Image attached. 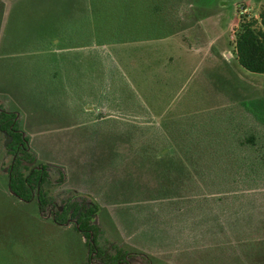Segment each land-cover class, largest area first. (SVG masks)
<instances>
[{
	"label": "rangeland",
	"instance_id": "374dc122",
	"mask_svg": "<svg viewBox=\"0 0 264 264\" xmlns=\"http://www.w3.org/2000/svg\"><path fill=\"white\" fill-rule=\"evenodd\" d=\"M166 1L0 0V107L50 163L49 193L99 202L104 250L232 264L264 242V74L234 48L264 0ZM41 218L0 186V264H87L85 238Z\"/></svg>",
	"mask_w": 264,
	"mask_h": 264
},
{
	"label": "trees",
	"instance_id": "16d2710c",
	"mask_svg": "<svg viewBox=\"0 0 264 264\" xmlns=\"http://www.w3.org/2000/svg\"><path fill=\"white\" fill-rule=\"evenodd\" d=\"M146 1L142 0V5H146ZM165 3L168 4L166 0L163 4ZM260 18V21H257L244 17L239 22L234 48L239 64L244 69L264 74V13H261ZM165 19L168 21V17ZM169 19L174 22L177 19L176 14L171 13ZM21 124L18 111L0 109V133L7 136V151L12 156L6 182L12 197L19 203L36 204L39 215L50 219L57 226H73L86 240L87 264H137L132 262V259L138 258L146 264H151L146 255L118 247L107 251L97 243L98 228L94 220L100 211L98 201L77 192H69L71 194L60 202L45 189L50 180V164L37 163L31 140L21 129ZM194 151L196 148L193 151L188 148L184 154L192 156ZM162 155L164 154L160 157ZM60 176L64 181V174L61 173ZM252 240L238 244L239 251L232 257V264H264V242L255 250ZM224 261L226 264V260Z\"/></svg>",
	"mask_w": 264,
	"mask_h": 264
},
{
	"label": "crops",
	"instance_id": "0c3cea01",
	"mask_svg": "<svg viewBox=\"0 0 264 264\" xmlns=\"http://www.w3.org/2000/svg\"><path fill=\"white\" fill-rule=\"evenodd\" d=\"M169 1V0H168ZM176 0H171V2H175ZM180 16V15H179ZM178 16V17H179ZM178 20V19H177ZM0 109H6V110H11V111H16V110H14V109H12V108H9V107H0ZM38 157V156H37ZM59 163V162H58ZM46 164H50L49 162H46ZM4 178H6L5 176H3ZM2 178H1V176H0V180H1ZM6 182H7V178H6ZM6 182H3V183H0V186H5L6 188H7V183ZM7 190H8V188H7ZM10 193V192H9ZM10 196H11V198H13L12 197V195H11V193H10ZM14 199V198H13ZM15 201H16V203L18 204V205H20V204H24V203H19V202H17V200L16 199H14ZM39 218H41V216L39 215ZM50 220V219H49ZM40 221V224L39 225H41V227H43V228H48L49 226H51V227H53L52 225H51V223H50V221H48V220H43L42 218H41V220H39ZM55 226H57L56 224H55ZM66 228H68V229H70V228H72V226H67ZM48 231V230H47ZM43 232H45V231H43ZM87 257V256H86Z\"/></svg>",
	"mask_w": 264,
	"mask_h": 264
},
{
	"label": "water",
	"instance_id": "95a60500",
	"mask_svg": "<svg viewBox=\"0 0 264 264\" xmlns=\"http://www.w3.org/2000/svg\"><path fill=\"white\" fill-rule=\"evenodd\" d=\"M6 144H8V140H7V143Z\"/></svg>",
	"mask_w": 264,
	"mask_h": 264
},
{
	"label": "flooded vegetation",
	"instance_id": "af4514ba",
	"mask_svg": "<svg viewBox=\"0 0 264 264\" xmlns=\"http://www.w3.org/2000/svg\"><path fill=\"white\" fill-rule=\"evenodd\" d=\"M7 140H8V138H7Z\"/></svg>",
	"mask_w": 264,
	"mask_h": 264
}]
</instances>
